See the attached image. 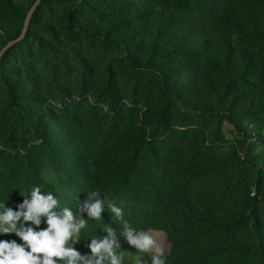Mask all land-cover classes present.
Returning <instances> with one entry per match:
<instances>
[{"label":"rangeland","instance_id":"rangeland-1","mask_svg":"<svg viewBox=\"0 0 264 264\" xmlns=\"http://www.w3.org/2000/svg\"><path fill=\"white\" fill-rule=\"evenodd\" d=\"M35 2L0 0V53ZM33 186L167 264H264V0H42L0 61V203Z\"/></svg>","mask_w":264,"mask_h":264},{"label":"clouds","instance_id":"clouds-1","mask_svg":"<svg viewBox=\"0 0 264 264\" xmlns=\"http://www.w3.org/2000/svg\"><path fill=\"white\" fill-rule=\"evenodd\" d=\"M22 197L20 203H0V237L16 238H0V264H125L126 257L132 264H167L154 236L130 226L123 218V206L108 196L102 197L97 191L86 193L75 215L69 207H59L58 199L39 186ZM104 211L110 212L120 227L104 225L105 235L90 237L85 243L88 252L82 254L75 247L81 242V230L87 228L88 220H101ZM80 213H86L88 219ZM117 233L134 255L122 248Z\"/></svg>","mask_w":264,"mask_h":264},{"label":"water","instance_id":"water-1","mask_svg":"<svg viewBox=\"0 0 264 264\" xmlns=\"http://www.w3.org/2000/svg\"><path fill=\"white\" fill-rule=\"evenodd\" d=\"M42 2V0H36L34 6L31 8V10L29 11L26 19H25V22H24V26H23V29H22V32L19 36L18 39L16 40H13L11 42H9L7 44V46L2 50V52L0 53V61L2 59V57L4 56V54L12 47L18 45L19 43H21L25 37H26V34L28 32V29L30 27V23H31V20H32V17H33V14L36 12L38 6L40 5V3Z\"/></svg>","mask_w":264,"mask_h":264}]
</instances>
